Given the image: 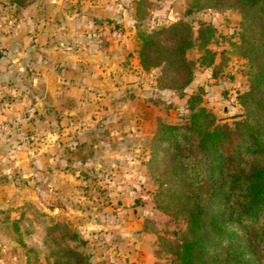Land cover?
Masks as SVG:
<instances>
[{
	"label": "crops",
	"instance_id": "crops-1",
	"mask_svg": "<svg viewBox=\"0 0 264 264\" xmlns=\"http://www.w3.org/2000/svg\"><path fill=\"white\" fill-rule=\"evenodd\" d=\"M136 10V0H0V99L6 104L0 113V211L34 200L42 211L75 215L70 192L77 190L78 173L70 155L91 138L102 143L98 132L107 126L108 111L124 113L125 101L132 110L138 102L137 79L145 70L136 50ZM97 17L106 20L99 25ZM116 23L124 27L122 39L108 34ZM102 152L99 147L96 154ZM125 219L83 220L81 232L91 237L90 226L106 230L108 223L111 238L124 239L136 232L124 227ZM132 239L130 264H155L157 257L148 248L134 250L139 242ZM3 252L8 261L28 264L20 247L1 245L0 264Z\"/></svg>",
	"mask_w": 264,
	"mask_h": 264
},
{
	"label": "rangeland",
	"instance_id": "rangeland-1",
	"mask_svg": "<svg viewBox=\"0 0 264 264\" xmlns=\"http://www.w3.org/2000/svg\"><path fill=\"white\" fill-rule=\"evenodd\" d=\"M192 1L142 0L135 16V36L138 28L150 29L179 19L188 21L196 36L198 29L209 23L215 28L214 38L207 44L216 53L214 64L199 65L200 48L196 45L188 49L187 56L196 64L194 78L184 89L167 87L165 79L159 83L157 76L161 67L144 69V74L137 79L141 90L134 109L129 106L131 101H125L124 113L108 111L107 126L98 132L102 143L91 138L90 144L81 149L77 145L76 155H70L72 168L78 173L77 190L70 192L75 215L42 211L34 200L21 209H3L0 211L1 246L14 251L20 247L28 264H53V251L66 255L70 249L87 264H130L129 243L134 237L139 242L134 250L144 252L148 248L157 257L155 264H172V243L168 240H179L186 219L182 214L163 210L158 204L165 203L157 194L160 185L157 176L164 170L167 153L159 148L157 155H151L157 122L159 118L165 122H185L190 111L187 97L199 94L200 104L214 113L216 121L231 123L242 112L238 93L249 87V62L239 54L235 44L239 41L240 9L232 0L213 5H203V0H197L198 6L192 5ZM117 26L124 30L123 26ZM219 63L216 70L214 66ZM88 120L90 126L95 123L93 117ZM91 129L92 134L97 130ZM98 145L103 155L96 154ZM117 204L123 206L122 213L121 208L115 209ZM120 217L128 219L129 223L123 222V225L134 229L135 234H126L124 239L111 238L114 234L108 223L103 225L108 227L106 230L102 226H90L91 237L81 232L83 220L111 222L112 218ZM139 228L141 234L137 231ZM103 230L102 236L97 234ZM106 253H114L116 259H109Z\"/></svg>",
	"mask_w": 264,
	"mask_h": 264
},
{
	"label": "trees",
	"instance_id": "trees-1",
	"mask_svg": "<svg viewBox=\"0 0 264 264\" xmlns=\"http://www.w3.org/2000/svg\"><path fill=\"white\" fill-rule=\"evenodd\" d=\"M141 1L136 0V12ZM220 1L203 0V5ZM231 3L242 15L235 44L249 62V87L237 97L242 112L231 123L216 121L200 104V95L190 94L187 120L159 118L152 136L151 155L159 148L167 153L157 176V194L165 203L158 204L186 219L179 240H168L172 264H264V0ZM191 4L198 6L197 0ZM214 35V26L207 23L195 36L183 19L138 28L139 63L145 70L161 67L159 83L165 79L167 87L184 89L194 78L196 64L187 50L197 45L198 64H214L216 53L207 46ZM8 253H1L2 264H19L6 260ZM53 256V264H87L71 249L66 255L53 251Z\"/></svg>",
	"mask_w": 264,
	"mask_h": 264
},
{
	"label": "built area",
	"instance_id": "built-area-1",
	"mask_svg": "<svg viewBox=\"0 0 264 264\" xmlns=\"http://www.w3.org/2000/svg\"><path fill=\"white\" fill-rule=\"evenodd\" d=\"M108 34L115 39H122L125 35L124 31L117 26H113L108 30ZM6 104L0 99V113L5 110Z\"/></svg>",
	"mask_w": 264,
	"mask_h": 264
},
{
	"label": "water",
	"instance_id": "water-1",
	"mask_svg": "<svg viewBox=\"0 0 264 264\" xmlns=\"http://www.w3.org/2000/svg\"><path fill=\"white\" fill-rule=\"evenodd\" d=\"M105 20H106L105 18L97 17L96 18V23L100 25ZM130 89H133L132 85H130Z\"/></svg>",
	"mask_w": 264,
	"mask_h": 264
}]
</instances>
